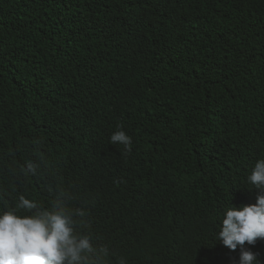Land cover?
<instances>
[{"label":"trees","instance_id":"trees-1","mask_svg":"<svg viewBox=\"0 0 264 264\" xmlns=\"http://www.w3.org/2000/svg\"><path fill=\"white\" fill-rule=\"evenodd\" d=\"M262 158L264 0H0V212L64 190L109 264H239Z\"/></svg>","mask_w":264,"mask_h":264},{"label":"clouds","instance_id":"clouds-1","mask_svg":"<svg viewBox=\"0 0 264 264\" xmlns=\"http://www.w3.org/2000/svg\"><path fill=\"white\" fill-rule=\"evenodd\" d=\"M110 143L132 151V137L122 125ZM38 169L37 162L29 161L21 171L36 176ZM247 179L259 190L257 202L226 209L216 240L233 251L239 248V264H260L259 255L246 245L264 239V158L255 162ZM72 201L69 192L58 190L50 208L21 196L14 208L0 212V264H109V247L94 242L85 207Z\"/></svg>","mask_w":264,"mask_h":264}]
</instances>
